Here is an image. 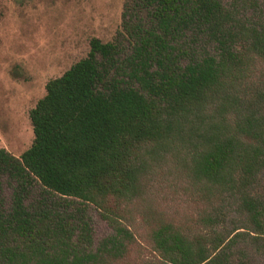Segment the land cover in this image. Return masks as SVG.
Segmentation results:
<instances>
[{"label": "trees", "instance_id": "trees-1", "mask_svg": "<svg viewBox=\"0 0 264 264\" xmlns=\"http://www.w3.org/2000/svg\"><path fill=\"white\" fill-rule=\"evenodd\" d=\"M89 46L31 108L32 144L20 156L0 147V264L126 258L136 237L117 216L94 250L88 203L140 198L167 160L221 204L194 229L159 220L151 240L161 262L264 264L261 4L125 0L114 37Z\"/></svg>", "mask_w": 264, "mask_h": 264}, {"label": "rangeland", "instance_id": "rangeland-1", "mask_svg": "<svg viewBox=\"0 0 264 264\" xmlns=\"http://www.w3.org/2000/svg\"><path fill=\"white\" fill-rule=\"evenodd\" d=\"M232 2L233 0H226ZM253 1V0H252ZM264 10V0H256ZM125 0H0V147L20 156L33 142L29 112L45 94L46 83L86 56L89 41L110 40L120 27ZM238 2V1H237ZM250 0H239V3ZM264 188V171L259 176ZM13 185L3 178L11 203ZM187 178L177 160L152 166L147 192L130 202L109 198L88 203L93 248L114 235L109 216L121 218L136 237L126 258L115 264H163L151 240L162 218L197 228L199 217L221 199ZM225 220L236 218L227 204Z\"/></svg>", "mask_w": 264, "mask_h": 264}]
</instances>
